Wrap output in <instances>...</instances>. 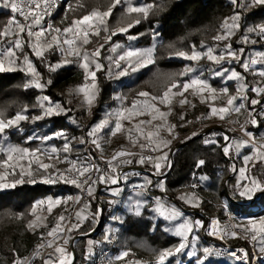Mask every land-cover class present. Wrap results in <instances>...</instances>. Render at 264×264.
<instances>
[{"label":"trees","instance_id":"16d2710c","mask_svg":"<svg viewBox=\"0 0 264 264\" xmlns=\"http://www.w3.org/2000/svg\"><path fill=\"white\" fill-rule=\"evenodd\" d=\"M131 2L133 6L151 4L153 8L149 11L147 18H143L142 14L132 13L134 19L139 16L140 23L130 28L127 33H119L113 36L110 42L105 43V32L101 30L100 36L92 37V42L86 46L87 50L91 52L90 47L94 48L99 44H104L99 57V61L104 67L96 73L97 94L88 114L78 110L66 97L64 92L67 83L58 86L59 83L80 71L79 63L59 65L60 54L55 50L46 51L43 59L37 58L27 46L24 47L23 52L17 51L18 64L21 67H24L22 61L24 55L27 54L37 73H39L40 82L46 83L50 80L51 83L43 89L26 88L25 85L32 80V77L26 71L0 72V111L4 112L6 118H11L27 107V115L29 116L28 120L20 122L19 130L16 128L7 130L9 143L28 149H44L49 145L61 149L65 142L63 139L54 138L42 143L40 140L35 139L29 141L28 137L33 135L48 136L63 131L72 142L71 157L76 158L77 155H82L84 144L80 143V138L86 137L88 130L100 120L105 111L116 105L114 96L119 90L127 95L126 102L131 104L133 100L138 99V93L140 92H148L159 96L160 91H157L154 85V73L156 72L163 76L171 75L175 81L182 83L189 78L190 74H193L180 75L186 66H192L198 70L217 68L218 66L209 62L206 58L201 59L199 62H192L176 56L174 51L178 49L192 50L193 45H195L196 50L204 51L201 48L202 44L213 46L215 44L213 38L221 32V25L225 18L231 17L236 12L240 14L239 28L230 41L225 43L230 42L233 49L244 48L245 53L254 49H264V40H259L258 32L248 31L249 29H256L257 24L264 22V4L256 3L255 0H239L240 5H242L239 8L231 0H132ZM111 3L112 0H58L54 19L55 28L63 29L67 24L70 25L74 19L94 9L106 11ZM80 4L83 7H79ZM127 6V4L122 3L113 9L111 16L107 19L109 32L117 29V19L119 15L125 13ZM9 18L8 9L0 6V30L7 24ZM153 33L157 35L154 37ZM245 35L251 40H258V43L255 45L239 43ZM129 36L137 38L129 40ZM108 44L131 45L136 49H147L155 45V62L138 72L132 73L128 78L126 76H114V68L112 69V75H109V60L106 59L107 56L110 57ZM220 46L223 47V44ZM49 65L55 66V70H50ZM232 67H235L245 77L244 82L249 87L253 76L244 72L238 64L233 63ZM194 74L197 75L198 72ZM203 78L207 79L211 87L216 89L225 86L221 82V78H212L209 71H205ZM227 86L229 93L233 94L237 89V82L235 80L229 81ZM44 96H47L52 104L58 103L62 109H70V111H61L59 114L44 117L33 123L31 118L41 115L38 101ZM247 96L248 101L246 103H249L253 95L247 91ZM259 101V103L264 102V97H260ZM258 104L254 106L256 111L259 110ZM249 107L252 106L249 105ZM199 110V107H195L193 113L197 114ZM247 130L252 131L257 137H264V119H259L256 125L250 126ZM212 133L216 134L214 138L220 145H223L225 134H228L230 138H235L236 134L223 127L208 131L205 127L179 139L173 145H169L166 149H163V152L168 154L167 158L181 142L190 139L189 142L176 148L172 155V165L162 178L154 182L150 177L153 183L152 190L157 194L170 196L178 207L187 209L189 214L194 219H200L204 226L208 218L212 216H217L223 224L228 225L224 222L226 214L229 212L254 217L261 212L260 207L264 204V192H257L252 199L240 196L234 189V185L237 183L238 171L237 169L235 172L232 171L233 165H238L243 160L241 156L244 155L247 147L241 149L240 157H234L232 153L225 156L221 151V147L215 144H205L206 139L213 138L210 135ZM128 146L136 149L129 141ZM136 160L134 158L133 163L127 166H139L155 170L151 164L140 165ZM201 160L204 161L203 165H199ZM249 168L251 176H255L257 179L264 178V163L258 162L255 168L251 166ZM165 170L166 167L162 168L161 173ZM141 177L132 176L134 179L127 182V185L123 183L120 187L127 188L131 185L132 180H139L136 184H143ZM15 179H19L18 174L9 176L7 182L11 183ZM29 180L30 178H23L24 182L16 184L13 188L0 189V264H13L16 257L24 258L34 249L38 239V231L31 230L28 225L34 218L38 202L65 198L77 191L76 186L62 181L53 184L43 181L31 183ZM158 181L162 183V187L156 186ZM194 193L209 196L210 199L208 200L224 204L226 211L220 208L214 214H206L200 208L193 207L188 200L181 199V197L188 196V194L194 195ZM101 200L103 224L96 235L83 237L76 241V260L74 264H86L89 260L87 244L89 239L104 237L98 251H102L108 245L105 236L108 235V226L111 222V219L108 220L109 209L112 205L116 209L119 204L117 201ZM137 200L144 201L140 215H136L134 211ZM86 204L89 205L84 213L87 218L80 223L78 229L70 233L71 239L79 233L90 231L96 225L97 201L96 199H90ZM152 204L154 203L141 193L133 192L128 195L123 207L118 212V244L123 237L146 240L155 250H164L179 243L180 237L165 230L172 223H167L163 218L158 217L153 212ZM75 213L71 223H76ZM183 218L180 217L181 220ZM206 239L208 242H215L220 247L224 246L222 242L210 237H206ZM224 239H227V237ZM245 244L243 241L237 245ZM228 245L229 247L237 246L236 243H229ZM204 247L210 248L208 243L203 241L201 237L195 245V255L190 258L182 257L185 264H196L197 258L203 260ZM256 250L258 252V247ZM48 251H51V249ZM215 253L213 251V255L205 264H241L228 255H216ZM176 262L177 255H174L167 257L163 264H175ZM34 264H41V258L37 257Z\"/></svg>","mask_w":264,"mask_h":264},{"label":"snow or ice","instance_id":"6c2138e0","mask_svg":"<svg viewBox=\"0 0 264 264\" xmlns=\"http://www.w3.org/2000/svg\"><path fill=\"white\" fill-rule=\"evenodd\" d=\"M237 7H242L239 0H231ZM256 3L264 4V0H255ZM127 4L125 13L127 16H131L132 13L142 14L143 18H147L149 11L153 8V5L147 4L144 6L134 7L131 5L130 0H112V3L106 11H100L94 9L81 17L74 19L72 23L64 29L53 28L51 24H44L46 17L52 15L53 8L57 7L56 0H0V6L8 9L10 18L7 24L0 30V72H13L17 70L26 71L32 77L25 87H35L43 89L50 84L51 81L41 83L39 73H37L32 61L25 54L23 57L21 67L18 64L17 51L23 52L25 46L30 48L37 58L43 59L46 51L58 50L61 55L65 57V63L79 62V67L84 70L85 80L84 83L78 86L75 91L77 94L83 93L84 102L90 107L97 94L96 85V73L103 69V65L99 61L101 49L104 44H99L94 50L89 52L86 48L88 44L92 42V37H99L101 30L105 32L104 41L108 43L112 37L119 33H127L130 28L140 23L139 16L126 26L119 27L116 30L109 32L107 26V19L111 16L113 9L120 4ZM71 7V6H69ZM79 7H83L82 4ZM240 14L236 12L231 17L225 18L221 25V32L217 34L213 40L215 44L213 46L201 45L204 51L196 50L195 45L192 46L191 52L178 51L176 56L192 61L199 62L201 59H207L217 68L209 69H197L192 66H186L184 71L180 73L181 76L188 75L189 73H196L189 80L182 84L178 81H174L171 86L163 93L162 96H150L148 92L138 93L139 98L132 101L130 106L125 105L126 98L117 97L121 101L120 107L107 113L105 119L100 123L91 127L86 133V137L80 138V143L83 145L89 142L100 151V160H104L107 171L101 169L97 158L92 156L91 153H85L84 155H77L76 158L71 157L72 142L68 139L63 131L56 132L53 135L48 136H29L28 140H40L42 143H46L48 140L54 138L63 139L65 142L61 149H57L55 146L44 149H28L13 145L8 142L7 130L16 128L19 130L21 121L29 119L27 115L28 109L25 107L22 111L17 112L13 117L6 118L3 111H0V189L13 188L16 184L23 183L24 176L30 178L29 182L35 183L34 179H31L34 172H43L45 174V183H54L62 181L66 184H72L81 190V193L88 197H94L95 188L97 184L119 185L121 183H127L132 176L140 177L141 172L138 171H125L123 170L127 165L133 163V159L137 158L136 162L140 165L151 163L155 168V172L151 174H143V184H133V188H139L141 194L149 190V186L152 185L150 175H161V169L164 167H171V162L168 161V154L163 152V149L170 143L167 140L162 139L159 136V132L166 126L167 113L160 111L157 104L168 105L174 96H183L185 92L192 91L193 95L201 96V102H204L203 94L207 92L209 99L215 101L223 96L227 97L226 104L221 107H210V112L214 116H219L221 120L225 116L231 113H240L245 108V102L248 101L247 91L248 85L244 82L245 77L238 72L235 67H232L233 63L238 64L244 72H251L253 75H258L264 80V49H254L248 54L245 53L244 48L233 49L230 42L231 37L235 35L236 30L239 28ZM249 32L256 31L259 34V40H264V26H260L258 29H249ZM154 37L157 35L153 33ZM137 37L129 36V40L136 39ZM239 43L252 44L258 43V40H251L247 35L243 36ZM223 44V47L220 45ZM120 45H114L110 50L115 52ZM155 45L147 49H136L133 46L124 50L115 59L107 57L109 60L108 74L112 75L113 67L117 70L116 75L118 77L128 76L130 73L138 72L140 69L147 67L155 62ZM71 57L72 59H68ZM242 61V62H241ZM227 65V66H225ZM259 65L260 67H257ZM50 70H55V66L49 65ZM205 71L211 72L212 78L219 77L221 82L225 85L219 91L212 88L208 80L203 78ZM235 80L237 82L238 95H229L228 82ZM173 89H176L173 92ZM251 91L256 93L257 96L264 93V86L257 84L251 88ZM239 101V103H237ZM187 99H181V105L187 103ZM260 101L258 99H251L250 104L253 106L249 112L250 120L245 123L251 122L256 124V120L253 117L255 111L254 106ZM38 105L41 108V115L32 117V122L41 120L44 117L59 114L61 111H70L61 108L60 104H52L47 96L40 98ZM148 114L149 120H138L137 118ZM157 119L161 120L159 124H153V121ZM128 121L131 125L125 129L123 121ZM114 121V123H113ZM173 126H168L169 132ZM241 130L248 140H232L228 135L223 136L224 144L220 145L214 138L215 133L210 134L213 138L206 139L205 144H215L221 147V151L225 156H229L231 152L240 154L241 149L245 147H251L252 153L244 155L242 157L244 166L239 169L237 177V183L234 185V189L238 194L246 199H252L257 192H264V178L257 179L255 176L250 175L249 164L252 168H255L256 163L264 162V143L257 144L255 142L252 133L248 132L244 125H240ZM105 128H108V135L115 136L117 133L126 132L129 142L136 146L138 144L140 148L139 153L131 152L127 149H120L113 153L110 159H106L103 156L102 139L100 133ZM60 152L65 155L63 159H60ZM146 152H160L158 156L146 155ZM42 157L48 160H59L60 163L68 165L67 168L61 170L56 168L54 164L46 163ZM204 161H199V165H203ZM198 165V166H199ZM35 166V167H34ZM49 169H54L52 173H49ZM18 170V173H17ZM232 171L235 172V165L232 167ZM19 175V179L13 180L8 183L7 178L9 176ZM157 187H162L161 182H157ZM195 187V185H194ZM112 195H119L122 189L111 188L106 189ZM73 199L74 203H79L82 199L81 196ZM156 207L153 208V212L162 217L165 221L173 222L177 218L184 217L182 223L172 224L165 230L171 232L173 235L180 237L179 244L174 249L163 251L159 254L158 264H163L167 257L184 253L189 258L195 255V251H187L186 249L194 248L199 240V236L196 233V229L204 228V223L200 219L189 220L187 214L183 213L175 206H165L160 198H154ZM181 199L188 200L192 206H198L199 200L196 196H184ZM62 201L55 200L49 201L48 211L51 212L52 206L59 205ZM66 202V201H65ZM43 203V202H41ZM144 201L137 200L134 205V211L136 215H140L141 207ZM88 204H84L79 211L75 213L76 223H71L70 218L65 215H60L57 218L56 224L44 235L41 236V244H39L33 251L30 257H16L13 264H34L37 257L41 258V264H74L75 253L68 252L67 245L71 239L70 233L78 229L80 223L87 218L84 215ZM99 214V210L97 215ZM36 221H33L28 225L29 228L37 226ZM236 229H240L245 234V238L250 239L253 248L258 247L260 255H256L255 252L249 253L246 249H233L230 255L233 256L241 264H253L254 261L257 264H264V219H249L247 225L229 224L221 226L215 219L211 221L210 227L206 229L207 235H219L221 239L225 237H238ZM191 235V238H190ZM110 237L105 236V240ZM93 241H89V257L92 253ZM45 249H51V251L45 252ZM216 255H220L217 251ZM128 253L122 252L116 256V260H120L127 256ZM213 255V249L204 247L203 256L201 260L197 258L196 264H205L206 261ZM107 264H112V258H108Z\"/></svg>","mask_w":264,"mask_h":264},{"label":"rangeland","instance_id":"374dc122","mask_svg":"<svg viewBox=\"0 0 264 264\" xmlns=\"http://www.w3.org/2000/svg\"><path fill=\"white\" fill-rule=\"evenodd\" d=\"M132 0H130V3ZM132 5V4H131ZM133 6V5H132ZM137 7V6H134ZM134 20L133 16H127L126 13H123L121 15H119V18L117 19L118 23H117V29L119 27L122 26H126L128 23L132 22ZM69 26L68 24L65 26L67 27ZM260 26H264V22H261L259 24H257L256 29H258ZM63 27V29L65 28ZM108 51H109V55L110 57H112L113 59H115L119 54H121L124 50H126L129 46H123L120 45V47H118L116 49L115 52H112L110 49L114 46V45H110L108 44ZM96 48V46L94 48L90 47L91 51L94 50ZM57 52H59L60 56H59V65L60 64H69V63H65V57H63L60 53V51L55 50ZM178 51H185V52H191V50L188 49H178L175 50L174 52H178ZM249 52H252V50L247 51L246 54H248ZM109 57V56H107ZM68 59H72L71 57H69ZM75 62V61H74ZM242 62V61H241ZM75 63H79V62H75ZM257 67H260L259 65H257ZM114 68V67H113ZM113 74L114 76L118 77L116 75V69H113ZM243 70V69H242ZM248 75H252L253 79L251 80V82L249 83V88L251 86H255L256 84H261V86L264 85V80H262L261 77H259L258 75H253L251 72H246ZM132 73H130L131 75ZM130 75L126 76L127 78L130 77ZM155 77H154V85L157 89V91L159 92V96H162L163 93L171 86V84L175 81L173 78V76H166V75H161L158 72L154 73ZM196 75V74H190L189 78L187 80L190 79L191 76ZM85 80V73L84 70L81 68L80 71H78L77 73H75L74 75H72L70 78H68L65 81H62L61 83L58 84V86H61L65 83L66 84V88H65V95L66 97L73 103V105L81 111H84L86 114H88L90 107L84 102V95L83 93L77 94L75 89L82 85L84 83ZM186 80V81H187ZM127 81V80H126ZM185 82V81H183ZM182 82V83H183ZM181 83V84H182ZM214 88V87H212ZM216 89V88H214ZM217 91H219L220 89H216ZM176 89H173V92H175ZM229 95H238L237 90L231 94L229 93ZM150 96H155L150 94ZM204 96V102H201V96L199 95H193L192 91L189 90L188 92H185L183 94V96H179L176 95L172 98L171 103L168 105H164V104H157V106L159 107L160 111L167 113L166 116V126L164 128H162L159 132V136L164 139L169 141L170 143L168 144V146L173 145L175 142H177L179 139L189 136L192 133L198 132L201 129L205 128V127H223L225 129H230L231 132L236 133L235 134V138L232 140H245L240 132L238 130H240L242 133H244L241 130L240 125H244L245 128H249L250 126H252L253 124L251 122L245 123V121L250 120L248 112H246V108H248V111L253 107H249L250 102L245 104V108L242 109L240 111V113H231L230 115L225 116V118L223 120H221L219 118V116H214L211 114L210 112V107L211 106H215V107H221L224 106L226 104V100L227 97L223 96L221 98L216 99L215 101H211L209 99V94L207 92H205L203 94ZM115 100H116V105H114L113 107L108 108L105 113L103 114V116L100 118V120L96 123H100L101 121H103L107 115V113L117 109L118 107H120L121 105V101L117 99V97H124L127 100V95H125L123 93L122 90H119L117 94H115ZM139 98V97H137ZM187 99V103L181 105L180 100L181 99ZM139 99H143V98H139ZM252 99H258L257 97L253 96ZM237 103H239V101H237ZM125 105L126 106H130L131 104H128L125 101ZM195 107H199V111L197 114H195V112L193 113V111L195 110ZM257 107L259 108V110H255L253 113V117L256 120V123L260 120L264 119V102L259 103L257 105ZM178 112H176V111ZM197 111V110H196ZM150 116L148 114H145L143 116H140L137 118L138 120H149ZM201 122V123H200ZM114 123V121H113ZM124 125V128L127 129L129 128L131 125L129 124L128 121H123L122 122ZM161 123L160 119H157L156 121H153V124H159ZM95 124V125H96ZM168 126H173L171 128V131L169 132L168 130ZM109 129L105 128L104 130H102V132L100 133V136L103 137L101 143H102V149L103 151H109L110 149H112L113 147L116 146H122L125 147L127 149H132L128 146V137L126 132H120L117 133L115 136H111L108 135ZM249 131V130H247ZM254 137V136H253ZM255 141L257 142V144H262L264 143V137L260 136L255 138ZM53 145H49L46 148H50ZM167 146V147H168ZM136 149H140L138 144L135 146ZM166 147V148H167ZM57 148V147H56ZM164 148V149H166ZM58 149V148H57ZM59 150V149H58ZM252 148L251 147H247L246 150L244 151V155H248L252 153ZM233 154L234 157H240L239 155H237L235 152H231ZM64 153L60 152V159H63L64 157ZM243 155V156H244ZM241 156V157H243ZM42 159L44 160V162L46 163H51L54 164L56 168L59 167H65L67 166V164L65 163H60L59 160L53 159V160H48L45 157H42ZM138 159V158H136ZM263 163V162H262ZM147 164V163H146ZM151 164V163H149ZM152 165V164H151ZM153 166V165H152ZM244 166L243 160L240 161L238 163V165H235V168L238 171L239 174V169L241 167ZM251 166V164H249V167ZM35 167V166H34ZM54 169H49V173H52ZM0 171H2V169H0ZM18 171V170H17ZM24 178H29L27 175L24 176ZM45 178V174L41 171V172H34V175L32 177V179H34L35 181H44ZM150 178V177H149ZM131 179H134L132 177H130L129 181ZM141 179L143 180V175L141 177ZM128 181V182H129ZM136 182H139V180H132L131 185L136 184ZM144 182V180H143ZM127 185V183H126ZM113 189L117 188V187H112ZM109 192V191H108ZM110 193V192H109ZM194 195L198 198L199 200V205L195 206L201 209V211H203L206 214H214L215 211L217 209L223 208L224 211H226V208L224 206V204L222 203H217V202H213L210 201L208 199H210L209 196H205V195H201L199 193ZM193 196L192 194H188V197ZM69 197L74 198V195H69L66 196L65 198H57L56 200H61L62 202L59 205H54L52 206L51 212L48 211V207H49V200L47 201H40L37 204L36 207V213L34 215V218L32 220L36 221L37 217H39V221H37V226L30 228L31 230H37L38 231V239L35 243V247L33 250H31L25 257H30L33 253V251L36 249V247L41 244V236L44 235L45 238L46 237V233L56 224L57 218L60 215H65L66 217H68L72 211L73 208V199H68ZM55 201V200H54ZM66 201V202H65ZM216 201V200H214ZM43 202V203H41ZM119 204V203H118ZM113 206V205H112ZM109 209V215H108V220L112 218V213L114 212V206ZM156 204H152V208H155ZM194 207V206H193ZM157 215V214H156ZM158 216V215H157ZM160 217V216H158ZM216 219L217 216H213ZM212 217V218H213ZM162 218V217H161ZM227 218V217H226ZM74 219V215L73 218L71 220V222H73ZM249 219H256L258 220L256 217H252V216H245L242 218H239L237 222H235L236 224H240L242 226L247 225V222ZM184 220V218H183ZM183 220H181L180 218H177L176 221L173 222H169L167 221V223H172V224H178V223H182ZM219 221V219H218ZM31 222V223H32ZM225 223V222H224ZM171 224V225H172ZM219 224L221 226H224L225 224H222L221 221H219ZM227 224V222H226ZM169 225V226H171ZM238 232V237H227V239H225V241L229 244V243H242L246 238H245V234L243 232L240 231V229H236ZM196 233L199 236V239L201 237H207L204 235V233L198 229H196ZM104 238V237H103ZM102 237H96L94 239H89L88 240V246H89V241H93V245H92V249L95 250L93 252L92 256L97 255L100 251H98L101 243H102ZM191 238V235H190ZM203 240V239H202ZM199 241V240H198ZM204 241V240H203ZM205 241H207V239L205 238ZM180 242V241H179ZM179 243H177L176 245H173L167 249L164 250H155L146 240L143 239H135V238H121V240L119 241L118 247H117V251H116V256L120 255L122 252H127L128 255L123 257L122 259L119 260L120 263H124V264H151V261L156 260L158 263V257L159 254L163 251L169 250V249H174ZM70 246V241L69 244L67 245V249L69 252V247ZM239 247V246H238ZM46 250V249H45ZM89 250V248H88ZM187 251H195V247L194 248H190V249H186L185 252ZM257 255V254H256ZM260 255V254H258ZM188 257L186 256L184 253L178 254L177 255V262L175 264H185V261L182 259V257ZM189 258V257H188ZM253 264H257V262H253Z\"/></svg>","mask_w":264,"mask_h":264},{"label":"built area","instance_id":"2783aa9c","mask_svg":"<svg viewBox=\"0 0 264 264\" xmlns=\"http://www.w3.org/2000/svg\"><path fill=\"white\" fill-rule=\"evenodd\" d=\"M56 4H58V0H56ZM55 14H56V7L53 8L52 15L49 16V17H46V19L44 21V24L45 25L51 24L52 27L55 28V25H54ZM252 87H254V86H251L249 88L248 92H250L253 96H255L257 98L264 97V93H262L259 96H257L256 93L252 92L251 91V88ZM245 104H246V102H245ZM246 109H247L246 112H249L248 111V108H246ZM238 131L240 132L241 136L245 140H248L249 139V137L246 136L244 133H242L240 130H238ZM122 148L123 149H127V148L122 147V146H116V147H113L112 149H110L109 151H105V152L103 151V156H104L105 160L106 159H110L115 151L120 150ZM127 150H129L131 152H134V153H139L140 152V149H127ZM82 151H83L82 155H84L85 153H91L92 156L96 157L97 158V163H99L101 169L107 171V166H106L104 160H100L99 159V157H100V151L97 150L95 148V146L90 143V141L89 142H86L83 145ZM145 154L146 155L158 156L160 154V152H146ZM67 167H68V165L65 166V167H59V169L63 170L65 168H67ZM55 183H57V182H54L53 184H55ZM140 184H142V183H140ZM100 185L101 184H97L96 185L94 197H88L87 195L81 193V190L79 188H77V191L73 194L74 195V198L77 197V196H81L82 199L80 200L79 203H74L73 202V208H72V211H71V213H70V215L68 217L70 218V221H71L72 218H73V215H74L75 211L79 207H81L84 204H86L88 202V200H90V199H96V197H99L101 199H107L109 201H117L119 203L118 208H116L114 210V212L112 213L111 222L109 223V226H108V236L110 237L107 240L108 241V245H107V247L105 249H103L102 251H100L97 255L90 257L86 264H107L108 258H112V264H124V263H120L119 260H116L115 259V257H116V251H117V247H118V233H117L118 232V223H119L118 212L123 207L124 202H125V200H126V198L128 197L129 194H131L133 192L141 193V190L139 188H133L132 185H130V186H128L125 189L122 188V191L120 192L119 195H112L108 191H106V192L104 191V192L98 193V188H99ZM143 195H145L153 203H155V199L154 198H160L162 200V202L165 203V206H175L179 210H181L183 213H186L187 214V217H186L187 219H189V220H195L192 217V215L189 214V211L187 209H183V208L178 207L174 203L173 199L170 196L157 194V193L153 192V190L150 188V186H149V190L147 192L143 193ZM260 210H261V212H259L257 215L254 216L258 220L259 219H264V204L261 205ZM245 216H248V215H246V214H234V213H230L229 212V213L226 214V217L227 218L225 219V223L227 222L228 225L229 224L235 225L236 224L235 222H237L239 218H242V217H245ZM212 217L208 218V221H207V223H206V225H205L204 228H200L198 230L202 231L205 236L210 237L212 239H215L217 241L222 242L224 246L223 247H220L215 242H212V241H209L208 242V240L205 241V238L206 237H204V236L202 237V239L205 242L208 243V245L210 246L211 249H213L214 252H217L218 251L220 254H222V255H228L231 258H233L234 260H236L233 256L230 255V251H229L231 248H234V247H229V245L225 241V239H220V238L213 237V236H210V235H207L206 234V229H208L209 221H210V219ZM244 242L246 243L245 245H237L235 247H238V246L239 247H243V249L248 250L249 253L255 252L257 255L259 254L257 252V250L253 248V245H252V242L250 241V239L246 238L244 240ZM48 250L49 249H46L45 252H47ZM238 262H240V261H238ZM255 262L256 261H254V263ZM151 264H157V261L156 260H153V261H151Z\"/></svg>","mask_w":264,"mask_h":264},{"label":"water","instance_id":"95a60500","mask_svg":"<svg viewBox=\"0 0 264 264\" xmlns=\"http://www.w3.org/2000/svg\"><path fill=\"white\" fill-rule=\"evenodd\" d=\"M214 128H218V127H208L207 128V131L210 130V129H214ZM225 135H228V134H225ZM229 136V135H228ZM230 137V136H229ZM190 139H187L183 142H181V145H184L185 143L189 142ZM224 144V142H223ZM177 146V147H179ZM176 147V148H177ZM176 148H174L172 151H171V154L168 158V161L171 162V165H172V155L174 153V151L176 150ZM170 168L166 167V170L159 176H156V175H150V177L153 179L154 182H156L158 179L162 178L168 171H169ZM123 170L125 171H138V172H141L142 174H151V173H154L155 170H152V169H148V168H145V167H131V166H126ZM123 183L119 184V185H104V184H101L98 188V193H101V192H104V191H107L106 189L108 187H120L122 186ZM151 189H153V183L152 185L150 186ZM96 201H97V209L99 210V214L97 215V222H96V225L93 229H91L90 231L86 232V233H79L77 235H75L71 240H70V248H69V252H73L75 253V260H76V250H75V243L78 239L80 238H83V237H91V236H94L97 234V232L99 231V229L101 228L102 224H103V205H102V200L101 198L99 197H96ZM75 260H74V263H75Z\"/></svg>","mask_w":264,"mask_h":264},{"label":"bare ground","instance_id":"6f19581e","mask_svg":"<svg viewBox=\"0 0 264 264\" xmlns=\"http://www.w3.org/2000/svg\"><path fill=\"white\" fill-rule=\"evenodd\" d=\"M213 219H215V220H217V221H218V219H216L215 217L211 218V219H210V221H209L208 228L210 227L211 221H212ZM210 236H213V237L220 238V236H219V235H210ZM220 239H221V238H220ZM233 249H237V250H238V249H243V247H234V248H231L229 251L231 252V250H233Z\"/></svg>","mask_w":264,"mask_h":264},{"label":"crops","instance_id":"0c3cea01","mask_svg":"<svg viewBox=\"0 0 264 264\" xmlns=\"http://www.w3.org/2000/svg\"><path fill=\"white\" fill-rule=\"evenodd\" d=\"M256 124H257V123H256ZM256 124H255V125H256ZM249 132L252 133V136H254L255 138H257V136H255L254 133H253L252 131H249ZM231 139H234V138H231ZM263 163H264V162H263ZM117 188L122 189V187H117ZM88 248H89V246H88ZM94 251H95V250L92 249V253H93ZM88 252H89V250H88Z\"/></svg>","mask_w":264,"mask_h":264}]
</instances>
